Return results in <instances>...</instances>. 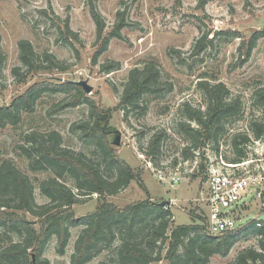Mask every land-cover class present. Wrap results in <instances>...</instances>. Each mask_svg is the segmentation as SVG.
<instances>
[{
  "label": "rangeland",
  "instance_id": "1",
  "mask_svg": "<svg viewBox=\"0 0 264 264\" xmlns=\"http://www.w3.org/2000/svg\"><path fill=\"white\" fill-rule=\"evenodd\" d=\"M89 1L104 20L105 30L100 39ZM66 22L78 41L65 33ZM121 22L124 26L117 37L114 34ZM254 34L259 38L251 49ZM104 39L108 40L107 47L100 51ZM199 40L204 41L205 47L198 52ZM21 41L31 44L37 60L43 63L41 67L49 65L45 55L52 56L54 68L26 73L27 68L19 58ZM0 48L4 57L0 62V106H8L34 85L74 86L42 93L30 110L20 112L16 124L0 127V161H10L27 176L38 205L49 202L40 185L55 178V174L48 169L31 170L23 152L31 145L35 147L28 136L57 133L62 148L102 162L94 142L73 127L91 120L92 105L99 113L110 114L102 127L120 132V143L113 146L114 153L137 175L136 181L105 200L120 209L146 199L159 204L170 202V229L202 223L207 213L204 197L208 169L264 168V139H255L252 126L264 124V107L259 96L264 93V0H0ZM111 64L113 68L105 71L103 67ZM147 65L158 75L159 91L143 96L139 108L129 111L117 108L130 71L142 70ZM16 68H20L17 77L13 75ZM80 81L91 88L89 93L75 85ZM201 83L223 85L227 91L224 101H238L239 110L213 129L211 136L202 133L195 148L180 125L190 123L196 128L187 119L186 105L206 113L208 101ZM76 88H80L82 95L79 101ZM160 133L162 139L155 153L146 156L151 137ZM237 136L249 139L246 143L237 140L243 157L237 156L233 143ZM108 140L111 143L113 135ZM105 175L112 176V172L105 171ZM175 176L180 179L173 183L171 179ZM60 180L76 192L71 178L64 176ZM102 202L93 194L82 197L72 210L79 218L95 212ZM27 218L38 228L37 220L28 215ZM256 218L264 220V212L252 205L241 224ZM69 230L71 236L64 254L58 253L57 240L52 238L42 259L49 264H71L82 227ZM19 241L16 235L4 237L0 249ZM118 242L110 249H101L86 264L112 259ZM249 247L259 250L256 235L239 240L227 256L215 255L208 264H230ZM162 249L164 257L168 247ZM151 264L168 262L163 259Z\"/></svg>",
  "mask_w": 264,
  "mask_h": 264
},
{
  "label": "trees",
  "instance_id": "2",
  "mask_svg": "<svg viewBox=\"0 0 264 264\" xmlns=\"http://www.w3.org/2000/svg\"><path fill=\"white\" fill-rule=\"evenodd\" d=\"M88 5L95 23L97 38L100 39L105 30L104 20L93 2L89 1ZM123 24L121 22L117 25L115 36L119 37L118 31ZM64 30L67 35L73 36V41H78L77 35L70 30L67 22ZM61 33L64 34L63 31ZM258 38L257 34L252 36L251 49ZM107 43V39L102 41L100 51L106 49ZM197 45L198 52L205 47L203 40H199ZM19 50L20 61L27 68L26 73L54 68V60L50 55H45L48 67H41L43 63L37 60L29 42L21 41ZM100 51L95 55L94 62ZM3 59L0 48V62ZM113 66L114 64H111L103 68L108 71ZM19 72L20 68H16L13 75L17 77ZM157 78L154 68L148 65L142 70H131L117 108L124 111L139 108L143 96L159 91ZM200 86L208 101L206 113L202 114L186 105L187 119L193 122L196 128L190 123L180 125L195 148L202 133H206L207 137L211 136L213 129L219 128L224 119L233 116L239 110L238 101L230 99L228 102L224 101L223 97L227 91L223 85L210 86L201 83ZM71 87L74 86H51L48 83L32 86L8 106H0V127L16 124L20 112L30 110L42 93L59 92L63 88ZM80 88H76L78 101L82 98ZM259 96L264 107V93ZM109 115L99 113L92 105L91 120L73 125L81 130L84 137L94 142L102 162H94L82 154L62 148L61 137L57 133H51L47 137L35 133L28 136V141H33L35 147L31 145L23 149V152L30 161L31 170L48 169L55 174V178L40 185L42 194L49 201L46 204L38 205L35 202L33 187L27 176L16 169L10 161H0V241L10 235H16L20 239L19 242L10 243L0 249V264H49L46 259L41 258L45 246L52 238H56L58 253L64 254L71 236L69 230L71 227H82L74 244L71 264L90 262L96 253L101 249H110L117 240L118 245L113 249L114 257L99 264H151L163 259L168 264H208L215 255L227 256L239 240L246 239L250 234L264 232L252 224L247 231H234L222 237H214L206 232L205 219L200 224L193 222L170 229L172 212L166 205L146 199L120 209L108 203L105 200L106 196H115L132 181L137 180L131 166L115 155L112 142L108 140V130L102 127ZM252 126L255 139H264V124L254 123ZM161 139L162 133L151 137L146 156L155 153ZM239 139L241 143H246L249 139L237 136L233 140L237 156L243 157L244 153L237 146ZM105 171L112 172V176H106ZM64 176L72 179L76 192L62 183L60 179ZM139 184L142 185L140 181ZM93 194H97L103 200L101 205L95 212L76 218L72 207L78 204L82 197H91ZM27 215L37 220L38 228L28 220ZM165 246L168 249L163 257L162 248ZM263 247V242H260V248ZM230 264H264V254L249 247L239 252Z\"/></svg>",
  "mask_w": 264,
  "mask_h": 264
},
{
  "label": "built area",
  "instance_id": "3",
  "mask_svg": "<svg viewBox=\"0 0 264 264\" xmlns=\"http://www.w3.org/2000/svg\"><path fill=\"white\" fill-rule=\"evenodd\" d=\"M262 156L264 159V151ZM206 177L207 191L204 198L207 213L204 225L209 235L222 237L234 231H247L252 224L264 230V220L259 218L241 224V219L248 214L252 205L264 212V168L256 171H227L212 167L208 169ZM179 179L175 176L171 181L176 183ZM256 238L264 244V232L257 234ZM259 251L264 254V247L259 248Z\"/></svg>",
  "mask_w": 264,
  "mask_h": 264
},
{
  "label": "water",
  "instance_id": "4",
  "mask_svg": "<svg viewBox=\"0 0 264 264\" xmlns=\"http://www.w3.org/2000/svg\"><path fill=\"white\" fill-rule=\"evenodd\" d=\"M78 86L82 87V89L86 92V93H89L91 91V88L87 86L86 82L85 81H80L78 83H76ZM107 134L108 135H113V140H112V145L113 146H118L119 143H120V139H121V134L120 132L115 129V128H111V129H108L107 131ZM160 205H166V206H169L170 205V202H161Z\"/></svg>",
  "mask_w": 264,
  "mask_h": 264
},
{
  "label": "crops",
  "instance_id": "5",
  "mask_svg": "<svg viewBox=\"0 0 264 264\" xmlns=\"http://www.w3.org/2000/svg\"><path fill=\"white\" fill-rule=\"evenodd\" d=\"M171 204V203H170ZM170 206V205H169Z\"/></svg>",
  "mask_w": 264,
  "mask_h": 264
}]
</instances>
